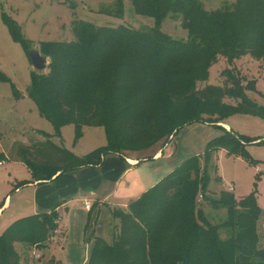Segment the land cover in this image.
<instances>
[{
    "label": "trees",
    "instance_id": "obj_1",
    "mask_svg": "<svg viewBox=\"0 0 264 264\" xmlns=\"http://www.w3.org/2000/svg\"><path fill=\"white\" fill-rule=\"evenodd\" d=\"M130 1L136 14L154 19L149 31L78 21L73 23L74 40L40 42L48 72H31L27 91L40 116L57 137L61 128L72 125L74 142L82 128L102 127L106 145L80 157L47 134L42 142L18 144L13 156L31 172L32 181L97 167L108 155L123 157L124 151L144 150L162 140L165 145L187 125H217L233 115L264 120V106L245 94L255 91V81L225 68L221 86L198 88L218 57L229 65L245 55L264 62V0H236L230 8L213 11L199 0ZM113 7L120 15L122 0H114ZM170 14L181 17L187 41L159 30ZM2 20L29 58L31 44L13 20L4 15ZM0 81L8 78L0 73ZM226 97L237 104H225ZM218 127L220 136L207 142L201 156L181 162L125 210L112 209V243L92 237L87 264H264L258 232L263 214L255 191L242 198L227 190L215 197L208 192L218 152L256 165L247 147L264 144V139ZM200 200L214 211L224 210V220L209 221ZM58 229L54 209L15 220L0 234V264H20L16 244H26L28 253L30 248L42 250ZM46 264L62 262L51 256Z\"/></svg>",
    "mask_w": 264,
    "mask_h": 264
},
{
    "label": "rangeland",
    "instance_id": "obj_2",
    "mask_svg": "<svg viewBox=\"0 0 264 264\" xmlns=\"http://www.w3.org/2000/svg\"><path fill=\"white\" fill-rule=\"evenodd\" d=\"M199 1L207 11L230 8L236 2V0ZM122 4V13L119 15V11L113 7L114 0H0V73L8 78V81H0V161H3V166H0V189L7 184L10 188L14 187L20 183L19 178L26 176L27 171L24 166L11 158L14 157V147L18 144H29L30 141L42 142L45 140L43 134L51 136L55 133L52 124L40 116L34 102L27 95L31 72L46 74L49 59L46 58L45 70L36 71L22 45L12 39L2 16L9 17L15 22L22 38L27 40L31 44L32 50L37 52H39L40 42L74 40L73 23L78 21H86L97 27L124 26L143 31H149L155 26L153 18L134 12L130 0H122ZM159 30L174 40H188L187 31L182 28V19L179 15H168L160 24ZM40 55L42 56V54ZM225 68L230 69L233 74L241 76L247 82L255 81V91L245 90V94L256 105L264 106V62L251 58L249 55L235 60L230 65L226 63L225 58L218 57L217 61L210 66L206 81L198 84V88L205 85L221 86L223 84L221 72ZM224 103L236 105L237 101L226 97ZM221 122H227L232 129L227 131L251 138L264 139V120L260 118L249 115H233ZM221 122H217V125L195 123L179 129L172 137L176 150L170 163L176 161L177 163L173 165L176 167L191 156H201L207 142L220 136L222 131L218 126ZM60 133L59 138L51 136L50 140L74 153L80 152L85 155L97 146L106 145L105 131L102 127H84L81 137L74 146L72 143L74 127L72 125L65 126ZM163 142L166 140L144 150L124 151L123 153L128 156L142 155V158H146V151L163 146ZM247 153L251 159L258 161L256 165L249 164L244 158L218 152L215 157L217 170H211L209 173L208 192L210 196L215 197L220 191L230 187L236 198H242L255 191L257 204L263 214L258 225V232L264 247V144L248 146ZM3 156L6 159H3ZM163 163L165 162H162L160 167H163L164 175L173 170V167L168 169V165ZM81 196L68 199L65 208L71 207L72 210L76 208L79 215L85 214L86 211L88 213L92 207L94 209V207L100 206V202L97 203L87 198V201L93 203L92 207L83 208L82 200L79 199ZM200 203L209 221L219 223V220H224V210L214 211L207 207L206 202L200 200ZM64 213L65 211L62 210L61 215L64 216ZM112 223L114 222L111 220L109 227H105L102 235L108 244L112 243L113 238ZM71 230L67 224H64L61 225L59 231L68 235V231ZM15 247L21 254L20 264H46L49 259V249L43 248L40 251L30 248L32 252L28 253L29 247L26 244H16ZM55 249L57 250L58 247ZM33 250L39 254L38 258L32 254ZM41 252L44 255L41 256Z\"/></svg>",
    "mask_w": 264,
    "mask_h": 264
},
{
    "label": "crops",
    "instance_id": "obj_3",
    "mask_svg": "<svg viewBox=\"0 0 264 264\" xmlns=\"http://www.w3.org/2000/svg\"><path fill=\"white\" fill-rule=\"evenodd\" d=\"M219 126L232 130L227 122H221ZM51 136L55 137V134ZM173 140L174 138H171L164 146L146 151V158L137 154L123 157L108 155L97 167L57 174L51 180L44 182L32 181L31 172L18 159L11 157L23 165L27 173L26 176L18 179L20 180L18 185L10 188L7 184L0 189V234L19 218L49 213L54 209L58 214L59 229L45 247L49 249V258L54 256L62 264H87L92 249V237L103 239V230L109 227L111 222L112 209L125 210L131 201L138 199L164 177L166 174L164 175L163 167H160L162 162L168 165V169L175 168L173 165L177 162L170 163L176 150ZM77 141L74 142L73 138V146ZM97 148L99 146L93 150ZM74 154L84 156L80 152ZM1 162L3 166V161ZM78 195H85L79 198L82 200L83 208V201H87V198L100 202V206L94 209L91 206L93 211L91 209L88 213L86 211L85 214L79 215L78 209L65 208L68 199ZM62 210L65 211L64 216L61 215ZM64 224L72 229L68 231V235L59 231Z\"/></svg>",
    "mask_w": 264,
    "mask_h": 264
},
{
    "label": "water",
    "instance_id": "obj_4",
    "mask_svg": "<svg viewBox=\"0 0 264 264\" xmlns=\"http://www.w3.org/2000/svg\"><path fill=\"white\" fill-rule=\"evenodd\" d=\"M29 59L31 61L33 68L36 71L40 72L46 69L47 60L45 57L41 56L39 52L35 50H31L29 52Z\"/></svg>",
    "mask_w": 264,
    "mask_h": 264
},
{
    "label": "built area",
    "instance_id": "obj_5",
    "mask_svg": "<svg viewBox=\"0 0 264 264\" xmlns=\"http://www.w3.org/2000/svg\"><path fill=\"white\" fill-rule=\"evenodd\" d=\"M2 165V162L0 161V166ZM227 191H229V192H231L232 191V189L231 188H229ZM83 204H84V207L85 208H89V207H91L92 206V204L89 202V201H83ZM33 255H34V257H39V254L38 253H36V252H34L33 251V253H32Z\"/></svg>",
    "mask_w": 264,
    "mask_h": 264
}]
</instances>
